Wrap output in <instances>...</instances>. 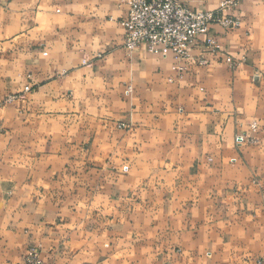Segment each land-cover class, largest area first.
<instances>
[{
	"label": "crops",
	"instance_id": "obj_1",
	"mask_svg": "<svg viewBox=\"0 0 264 264\" xmlns=\"http://www.w3.org/2000/svg\"><path fill=\"white\" fill-rule=\"evenodd\" d=\"M127 12L0 0V264H264V0L181 72L124 48Z\"/></svg>",
	"mask_w": 264,
	"mask_h": 264
},
{
	"label": "built area",
	"instance_id": "obj_2",
	"mask_svg": "<svg viewBox=\"0 0 264 264\" xmlns=\"http://www.w3.org/2000/svg\"><path fill=\"white\" fill-rule=\"evenodd\" d=\"M127 16L121 20L124 29L123 46L128 52L144 45L149 52L170 51L174 57L173 69L183 71L191 58L190 50L203 37L204 52H217L221 46L209 33L211 23L230 31L240 26L239 17L228 11L237 6V0H223L213 10H197L187 0H127ZM200 64L208 63L203 54L197 56ZM232 62V58L226 55ZM256 127V123H252ZM242 134L236 136L239 144ZM21 264H46L36 246L26 248Z\"/></svg>",
	"mask_w": 264,
	"mask_h": 264
},
{
	"label": "rangeland",
	"instance_id": "obj_3",
	"mask_svg": "<svg viewBox=\"0 0 264 264\" xmlns=\"http://www.w3.org/2000/svg\"><path fill=\"white\" fill-rule=\"evenodd\" d=\"M221 1H223V0H221ZM220 1V2H221ZM220 4V3H219ZM219 6V5H218ZM235 10V8H233V9H231V10H229L228 12L231 14V15H234V13H233V11ZM235 16V15H234ZM124 30V29H123ZM226 31V30H225ZM123 36H124V34H123ZM15 97V95H10L9 97H7V99H9V100H11V99H13ZM81 147V146H80ZM80 149V148H79ZM38 248V247H37ZM38 250H39V248H38ZM39 253H40V250H39ZM41 255V254H40ZM47 264V263H46Z\"/></svg>",
	"mask_w": 264,
	"mask_h": 264
}]
</instances>
